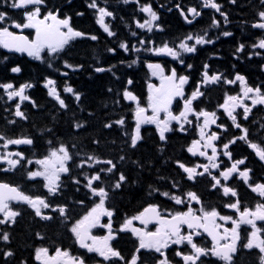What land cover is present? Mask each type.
<instances>
[{"label":"snow or ice","instance_id":"obj_1","mask_svg":"<svg viewBox=\"0 0 264 264\" xmlns=\"http://www.w3.org/2000/svg\"><path fill=\"white\" fill-rule=\"evenodd\" d=\"M133 2V0H122V3L128 4ZM139 4V0H134ZM231 3H235L236 0H230ZM260 3L264 5V0H260ZM0 4H6L11 9L23 10V22H17L12 20L10 23L9 14L6 11H0V48L6 49L9 52L14 53H27L28 56L34 57L35 59H41V53L46 50L49 54L53 56H58L63 53L66 46H68L76 38H84L85 33L75 30L71 26V17L59 18L58 11H47L46 14L42 16V7L45 4V0H0ZM89 8L96 10L98 12L97 23L103 27L104 32L109 36H114L115 33L110 31L109 26L105 24V17H113V12L108 11L105 7H100L97 4V0H90L87 5ZM203 6L205 8L214 9L219 13L224 20V23H228L227 14L221 12V5L216 3L215 0H203ZM178 7V5H177ZM141 12L147 14V19L144 22L136 21V27L139 29H146L147 32H152L155 28L157 31H163V27L157 24L159 16L156 11L153 10L151 4H146L141 6ZM188 12L192 15L193 19L199 16L200 13L195 7L189 8ZM78 15H83V13H78ZM181 15L184 17L185 21L189 24L193 23L192 19H189L187 15L181 11ZM257 22L253 23L251 27L260 30L262 35H264V11H259L257 13ZM7 25V26H5ZM213 27H219L220 21L213 20ZM10 29L19 30V34ZM25 29L34 30L33 38L29 39L27 35L23 34ZM132 36H137V32L133 31ZM223 36H231L232 33L229 31H224ZM92 40H96L97 37L92 35L88 37ZM194 44L189 45L188 41H193ZM151 43V41H149ZM214 40L206 38L205 35L192 36L188 35L185 40L181 41L175 47L169 46L168 43H164L160 47H148L144 50L153 52L156 55H165L178 60L181 64L184 60L181 58L183 54H193L197 51V45L203 46L205 44H213ZM141 46L145 45V40L141 39L139 41ZM121 49L125 52H129L130 49L126 43H121L119 45ZM253 49L264 50V38L258 40V42L251 45ZM245 49V44L241 43L237 49L238 52H243ZM139 52L141 49L136 45H132V49ZM110 52H115V49H109ZM255 55H261L260 51L254 53ZM5 59H7L5 57ZM137 61L133 60L132 64ZM66 68H70L73 71L77 70L72 65L68 64L67 61L64 62ZM52 67L51 64L48 65ZM82 67V66H78ZM131 67V64L129 65ZM191 68V65H187ZM148 68L152 70V75L156 76L160 80V85H149L150 94L148 97L149 103L148 107H141L136 95L132 91L125 90L122 94L123 99L136 102L135 107V129L134 134L130 135V146L135 147L142 139L141 137V125H155L159 132V139L164 141L166 139L165 134L173 131L171 128V123L176 122L180 131H185V124H191L192 121L189 120V115L195 117L196 120H200L203 117V122L199 127V139L192 142L191 146L188 147L187 151L193 156L205 157L208 164H197L195 167H186L183 163H179V167L187 173V179L194 180L197 176H204L207 174L214 181L212 188L220 187L222 188V193L224 196L231 195L232 197H237V192L229 186L221 184V179L223 181H228L233 174H237L240 179H242L246 184L250 180L251 169H245L240 171L239 165L245 164V159H239L234 161L230 167L226 170H221L217 175H213L211 169H219L220 165L217 161V147L214 145V141L219 139V135L215 132L211 135H207L206 129L209 128L210 124H216V113L208 112L206 110H201L197 112L193 108V101L197 100L199 97L203 96L204 93L200 90L201 86H208L210 84L220 83L222 80V75L220 73L209 74L207 64L204 65V71L202 73L203 80L197 84L196 89L190 94V97L185 98L184 86L189 82L188 76H178L175 68L171 69L169 75H165L164 68L160 64H148ZM12 73L19 74L21 68L19 66H14L10 69ZM96 72L106 71L103 67H97ZM111 71V69H107ZM67 75V72L63 73ZM237 81L241 82L244 87L242 88V98L238 96H228L221 107L225 109L227 116L231 118L234 122L235 127L241 129L242 126L236 123L237 117L233 115L236 108H242L243 114L242 118L244 120L248 119V114L251 108L244 103L245 100H251V107L257 105H264V93H262L261 87L247 86L246 78L236 73L234 79L224 78L223 82L227 84H234ZM55 81L48 78L46 79L45 87L48 88V95L54 98L61 109H66L67 105L65 100L61 98L60 94L55 87ZM128 85L132 84L131 79L127 81ZM33 85L24 84L18 89L13 83H0V89H3L6 93L8 100H13L19 98L21 102L28 101L30 97L25 94L27 88H31ZM63 91L65 93H72L76 101L80 100V94L74 92L72 87H64ZM108 91H112L108 89ZM250 94H253L250 96ZM183 100V110L179 114H173L171 111V105L176 98ZM149 109L152 115H147ZM160 113L165 114V119H160ZM14 115L18 118L26 119L23 111L20 110V104L15 106ZM10 123H15V121H10ZM114 123L118 125H123L125 123L124 119L121 118ZM76 128L83 127V124L77 123ZM105 127L111 128L112 124H106ZM220 127H224L221 125ZM264 128V125L260 126ZM227 130L226 128L224 129ZM243 135L233 139L230 143H236L237 139L246 140L248 135V129L243 128ZM207 139L205 140V136ZM0 140H4L3 147L8 148L10 145H31L33 143L30 138H16V139H4L0 136ZM201 141H205L201 145ZM51 143V141H49ZM73 147H75L73 145ZM203 147L205 150H200ZM249 147L255 150L256 155L260 160L264 161V149L258 147L256 143H249ZM207 149H211V155H208ZM223 155L229 160L232 159L231 152L228 151L229 143L223 144ZM16 157V158H13ZM73 159L70 154L69 148L65 145H60L59 147L53 149L50 155L44 159L36 160L35 163L40 165V169L35 171H30L27 173L28 179L35 180L36 178H42L44 187L47 188L50 195H56L60 188V176L61 174H68L70 169L68 167V162ZM121 160L125 157L121 156ZM25 161L27 164H32L33 161L26 160L22 152H8L0 154V164H7V168H0V171H13L21 162ZM92 161V163H89ZM85 164L89 168H95L97 165L106 164L109 165L107 168H99L91 176L85 172L84 179L86 180L85 187L90 189L91 194L99 198V203L91 209V211L83 216L82 219L76 221L70 228V232L75 236L79 246L85 249L87 253L97 254L99 257L103 258V261H114L120 260L125 261V257L122 256L119 250L114 249L111 246V241L117 239V234L112 231L111 217L113 215L112 211L105 208V200L109 195V191L105 187L99 186L103 183L102 174L112 173L116 168V164L112 160H101L94 156H87V158L76 165L77 168L83 169ZM198 168H202V171H197ZM126 181V177L123 173L119 174L117 182L112 185L113 189H120L122 184ZM94 182L97 184L94 187ZM75 183L79 184L80 180L76 179ZM251 190L256 193L259 197L264 198V183H257L254 186L249 184ZM164 196H169L168 192L162 193ZM186 198L178 195H171L172 199L177 205L187 203L189 206L187 211L176 212L171 214L170 218H163L160 211L156 206H149L144 209L139 215L134 216L126 220V222L118 229V232H130L132 235L138 238V247L135 253L131 257L130 261H125V264H140L141 257L139 255L141 250H154L155 253L160 254V259L157 264H170L167 256L162 249H167L170 245H187L189 246V251L183 252L177 250L175 255L180 257L182 264H203V258L215 257L217 260L223 262V264H234V258L238 252V242L240 239L239 229L242 224L250 225L252 231L246 243L241 247L243 249L252 250L253 248L258 249L260 255L259 264H264V239L259 238V233L262 229L256 226V221H264V203L258 204L255 210L240 209V201L237 198L235 202L225 204L226 208L235 210L239 214L237 219L232 216L221 215L216 209L205 210L203 207L200 208V215H197L196 211L191 207V202L195 201L200 203V198L195 192H187ZM47 198H42L40 196L32 197L30 195L24 194L16 186H11L8 183L0 182V214H3V218L0 219V225H6L15 223L16 217L20 216V210H13L10 207L12 202L17 204H24L29 206L34 210L35 216L41 217L44 220L51 219L49 215H42L41 209H52V211L59 210L61 216L65 215L64 207H53L50 203L46 202ZM101 216H107L109 218V223L107 225H100ZM217 220L223 221L224 224L217 223ZM134 221H139L144 228H137L133 226ZM155 222L158 227L154 232L145 231L149 223ZM231 223L233 226L231 228L226 227L227 223ZM186 225L189 229L187 234L182 232V226ZM101 226L108 228V234L103 237L93 236L91 234V229ZM203 233H207L211 237L213 243L210 248L198 246L194 242V236H200ZM43 238V237H41ZM0 240L3 242H10L9 234L6 231L0 232ZM223 241V243H221ZM4 259L7 261L9 257H13L14 253L11 250L3 252ZM62 258H68L64 264H86L85 259L82 257H70L69 252L66 250L57 249L55 256L50 257L48 255L47 248H39L35 253V259L40 261L43 260V264H60ZM23 264V262H22Z\"/></svg>","mask_w":264,"mask_h":264},{"label":"flooded vegetation","instance_id":"obj_2","mask_svg":"<svg viewBox=\"0 0 264 264\" xmlns=\"http://www.w3.org/2000/svg\"><path fill=\"white\" fill-rule=\"evenodd\" d=\"M216 3L221 5V12L227 14L228 23L225 24L223 17L217 13L214 9L205 8L203 6V0H184L183 1V10H185V14L189 19L193 20V23L189 24L184 23L185 30L192 36L205 35L206 38L212 39L215 41L213 44H205L203 46L197 45V51L193 54H185L184 63H178L171 61L168 64V74H170L171 69L175 68L178 76H188L189 82L184 86L185 98L190 97V94L193 90L196 89L198 83L203 80V71L204 65L207 64L209 66L208 71L209 74L220 73L222 75V80L217 84H210L208 86H201L200 90L204 93L203 96L199 97L197 100L193 101V108L199 112L201 110H206L210 113H216V124H210L209 128L206 129L207 135H211V133L215 132L219 135V139L214 141V145L217 147V163L220 165L219 169H211L213 175H217L219 171L226 170L227 167H230L231 164L239 159H245V164L239 165L240 171L245 169H251L250 172V180L246 184L242 179L239 178L238 173L233 174V176L228 181H223L221 179V184L232 187L237 192V197L224 196L222 193V188H212V184L214 181L211 180L207 174L204 176H197L194 180L187 179V173L183 171L179 167V163H183L186 167H195L197 164L203 165L208 164V161L205 157L193 156L191 153L187 151L188 147L191 146L192 142L196 139H199V125L203 122V117L200 120H196L194 116L189 115V120L192 121L191 124H185V131H180L176 122L171 123V128L173 131L165 134L166 139L161 141L159 139V132L155 125H141V137L142 139L138 141L135 147L148 146L149 141H145L149 133L154 134L159 139V144L163 147V149H169L172 145V141L176 138H182L184 140L182 150L178 157V162L176 167L180 170L181 175L183 177L182 181L185 184H190L193 187L191 192H195L197 196L200 198V203L191 202V207L194 211H196L197 215H200V208L203 207L205 210L216 209L221 215L232 216L234 219H237L239 214L235 212L233 209H229L225 207V204L235 202L238 198L240 201V209L243 211L244 209L255 210L258 204L264 203V198L259 197L256 193H254L249 184L255 185L257 183H264V161L260 160L256 155L255 150L249 147V143H256L258 147L264 149V134H260V132L264 133V128H261V125H264V105H257L255 107H251V100H245L244 103L247 104L251 111L248 114V119L244 120L242 118L243 109L236 108L233 112V115L237 117L236 123H239L242 128L238 129L235 127L234 122L230 117L227 116L225 109L221 107L228 96H238L242 98V88L244 85L241 82L237 81L234 84H227L223 82L224 78L234 79L235 74L239 73L246 78L247 86L261 87L262 93H264V50L253 49L251 45L258 42L259 39L264 38L260 30H257L251 25L257 22V13L259 11H264V5L260 3V0H236L233 4L230 0H215ZM142 5H138L135 8L136 15L133 17V12L129 14H125L124 16L121 14L122 18L120 21H116L113 17H106V25L109 26L110 31L114 32V36H109L106 32L101 31L105 34L102 37L110 42L109 39H119L121 43H126L130 49L129 52H125L123 49L119 47V44L114 46L109 43V46L105 44V48L115 49L116 51L110 52L109 49L107 51V56H112L117 53L118 57L114 59L116 61H125L129 62L131 66H137L142 63L143 59V46L139 44L141 39L144 40L143 29H139L136 27V21L143 22V13L140 8ZM195 7L197 11L200 13L199 16L193 19L192 15L188 12L189 8ZM115 17V16H114ZM220 21L219 27H213V20ZM96 21V19H95ZM71 23V21H70ZM79 25L82 23L79 21ZM84 26L90 27L88 23H84ZM71 26L73 24L71 23ZM135 31L137 32V36H132L131 33ZM224 31H229L232 33L231 36L225 37L222 35ZM170 34H175L174 31L169 30ZM166 32H160V41L161 45L164 43H168L169 46L175 47L176 45H172L173 41L167 40L165 38ZM75 41L82 40L81 38L74 39ZM90 40V39H89ZM91 42V41H90ZM97 42H100L98 39ZM95 43V42H91ZM189 43V41H188ZM243 43L245 44V49L243 52H238L237 49L239 45ZM191 44H194V41H191ZM132 45H136L141 50L139 52L131 50ZM260 51L261 55L257 56L254 53ZM188 55V56H187ZM109 59L108 61H110ZM136 60L135 64H132V61ZM108 61L104 62L106 64ZM187 65H191V68H188ZM166 68V67H165ZM164 68V72H165ZM132 69L138 70L139 67H132ZM166 75V72H165ZM160 85V80L156 77L150 80L149 85ZM148 94H150V90L148 87ZM253 94H250V96ZM5 96H7L5 94ZM149 100L147 98L146 103H139L141 107H148ZM183 110V100L179 97L176 98L172 105L171 111L173 114H179L180 111ZM147 115L151 116L152 112L149 109ZM135 118V115H133ZM160 119H165V114L162 113L160 115ZM136 121H134V124ZM223 125L224 127H220ZM227 129L226 131L224 129ZM243 128L248 129V135L246 140L237 139L236 143H230L231 140L243 135ZM135 129V127H134ZM134 134V131L133 133ZM207 135L205 136V140L207 139ZM4 139H11L8 137H4ZM205 141H201V145L204 144ZM4 140H0V154L8 153V152H22L23 154L27 153V160H31L32 156V145H10L8 148H4L2 145ZM229 143L228 151L231 152L232 159L229 160L227 157L223 155V144ZM125 147V146H124ZM201 147L200 150H202ZM208 155H211V149L206 150ZM25 157V155H24ZM16 158V157H13ZM24 165V169L28 172L33 171L34 162L32 164H27L25 161L21 162V165ZM21 165H18L13 171H0V182L8 183L13 186V179L17 176L20 179L21 173L18 172ZM0 168H7V164H0ZM202 168H198V172L202 171ZM27 172V173H28ZM27 173L24 174L27 181H29V186L32 188H27L24 194L30 195L32 197L40 196L42 198H47L48 203H50L53 207H57L58 205H54L52 202L57 200V203H61L70 201L76 203V207H85L84 211H78L74 213L71 218V222L64 220L66 223L73 224L82 219L83 216L87 215L93 207H95L99 198L95 197L91 194L90 189L83 188L81 189L80 183L75 184L76 189L72 196H64L63 188L59 189L56 195H50L48 190L44 187L42 180L36 178L35 180L28 179ZM103 175V174H102ZM22 176V175H21ZM105 179L107 181V187L105 188L109 191V195L105 200V208L109 211L113 212L111 217L112 231L117 234V239L112 240L111 246L119 250L123 257H125V261H130L131 257L135 253L136 248L138 247V238L132 235L130 232H118V229L126 222V220H117L115 217V211H113L111 202V195L117 191H121L122 189H113L112 183L113 174L105 173ZM65 176L62 175V180ZM80 177L79 174L76 175V179ZM117 177V176H116ZM41 181V182H40ZM37 182H40V188H35ZM126 181L122 184L124 185ZM94 187L97 186L94 182ZM155 193V198L151 200V203L147 205L144 209L149 206H156L161 213L163 218H170L171 214H175L176 212H184L187 211L188 204L177 205L172 199H170L171 195H176V189L173 184L167 185V188L163 187L161 189H157L153 191ZM168 192L169 196H164L162 193ZM189 192V191H188ZM187 192H184L182 197L186 198ZM178 195V194H177ZM179 196V195H178ZM10 207L13 210H20V216L16 217L15 223L9 222V224L2 225L8 226L10 229H13L22 219H32L34 221H44L41 217L35 216L34 210L29 206L24 204H17L12 202ZM142 210V212L144 211ZM42 215H49L53 220L56 219V224L63 222L59 220L61 218L59 216L58 207L57 211H52V209H41ZM48 213V214H47ZM100 225H107L109 223V218L107 216H101ZM3 218V214H0V219ZM123 218V217H121ZM63 219V218H61ZM49 220V219H48ZM217 223L224 224L223 221L217 220ZM133 226L137 228H144L143 225L139 223V221H134ZM228 228H231L233 225L229 222L225 225ZM256 226L262 231L258 234L260 239H264V221H256ZM158 225L153 222L149 223L145 231L154 232ZM107 227L97 226L91 229V234L97 237H103L108 234ZM239 231V242H238V252L236 257L234 258V264H259L260 253L258 249L253 248L252 250L243 249L241 246L246 243L247 239L250 236L252 228L250 225L242 224ZM182 232L187 234L189 229L186 225L182 226ZM202 232V230H201ZM73 236V244H67L61 250H66L69 252L70 257H82L85 259L86 264H125V261H120L114 259V261H103V258L99 257L94 253H87L85 249H82L75 236ZM194 242L198 246L208 247L210 248L213 241L207 233H203L200 236H194ZM223 243V241H221ZM177 250L188 252L189 246L185 245H170L167 249H162L165 252L167 259L170 264H182V260L180 257L175 255ZM56 250L52 252H48V255L55 254ZM141 257L140 264H157V261L160 259V254L155 253L154 250H141L139 253ZM68 258H62L60 264H64V262ZM203 260V264H223V262L217 260L215 257H207L201 258ZM38 264H41L38 262ZM199 264V262H198Z\"/></svg>","mask_w":264,"mask_h":264},{"label":"trees","instance_id":"obj_3","mask_svg":"<svg viewBox=\"0 0 264 264\" xmlns=\"http://www.w3.org/2000/svg\"><path fill=\"white\" fill-rule=\"evenodd\" d=\"M158 1L162 2V0ZM167 1L173 2V0ZM45 2L50 6L49 11H58L61 17L70 15L75 18L78 13H83L82 16L90 23L92 29L86 28L88 36L101 37L93 24V12L87 7L90 0H45ZM7 6L0 4V11H4ZM183 26L179 16L174 14L170 26L166 28L183 31ZM77 30L82 31L78 27ZM186 35L180 34L175 39L182 41ZM100 39L102 40V37ZM90 41L95 40L90 39ZM91 42L80 43L57 59L44 58L41 61L8 56L0 48V83H13L17 89L24 84L33 85L25 91L30 99L20 107L26 119L14 115L17 104L15 102L9 104L4 97L3 89H0V136H11V139L26 136L32 139L33 157L36 159L46 157L50 152L49 149H55L60 145L67 146L73 156L69 164L71 175H82L78 177L80 188L85 187L83 177L85 172L91 176L99 168H107L109 165L100 164L95 168H89L85 164V167L80 169L76 167L78 163L84 161L87 156L112 160L116 164L112 172L114 175L112 183L117 182L120 173L126 177V183L121 186L122 190L113 193L110 198L115 218L122 221L139 215L155 198L154 190L167 188V185L173 184L176 195L180 196L184 192L191 191L193 187L182 181L181 172L176 167L184 142L182 138H176L169 149H163L159 139L149 133L145 140L152 143L149 147L130 146V135L135 127L133 115L136 106L135 103L123 99L122 94L127 89L137 96L140 103L146 102L148 74L145 59L147 57L143 58V65L141 63L138 70L129 67L127 62L115 59L103 64V50H98L103 43L97 42L96 45ZM65 61L77 70L66 68ZM49 64L52 67H49ZM14 66L21 68L19 74L10 71ZM97 67H103L106 71L96 72ZM109 68L111 71H107ZM57 71L67 72V75L59 72V75H55ZM48 78L56 82L57 90L67 105L66 109H61L58 102L48 95V89L44 86ZM129 79L132 81V86L127 84ZM66 86L72 87L74 92L80 94L79 101L73 100L72 93L63 91ZM121 118L125 121L123 125L114 123ZM13 120L15 123H10ZM77 123L83 124V127L76 128ZM106 124H112V127H105ZM260 134L264 133L260 132ZM121 156L125 159L121 160ZM104 174L103 183L99 186L108 188ZM75 180L76 178L72 176L65 179L63 185L65 198L74 194L77 188ZM58 206L65 207L67 213L78 212L75 202L63 200ZM69 227V224L65 223L61 227L56 221L43 223L30 218L22 219L13 229L0 228V232H8L10 238V242L0 240V264H22V262L37 264L35 253L39 248H47L52 252L72 243ZM8 250H11L14 256L6 261L3 252Z\"/></svg>","mask_w":264,"mask_h":264},{"label":"rangeland","instance_id":"obj_4","mask_svg":"<svg viewBox=\"0 0 264 264\" xmlns=\"http://www.w3.org/2000/svg\"><path fill=\"white\" fill-rule=\"evenodd\" d=\"M146 5V4H145ZM8 8H9V11L7 12L8 14H9V17H10V21H9V23L12 21V20H14V21H17V22H23V15H22V11L23 10H18V9H13V11L11 12V8L10 7H7V9L6 10H8ZM154 10V9H153ZM155 11V10H154ZM143 13V12H142ZM42 16H43V14H42ZM148 17H147V14H145V13H143V22H144V20L145 19H147ZM157 23V22H156ZM100 25V24H99ZM5 26H7V25H5ZM101 26V25H100ZM102 27V26H101ZM10 30H12V31H15V32H19V30H16V29H10ZM143 30H145L146 31V29H143ZM154 30H155V28H154ZM153 30V31H154ZM25 32H27V33H30V32H32V36H33V34H34V30H32V29H25L24 31H23V33H25ZM194 41V40H193ZM189 45H192L191 44V41H189ZM44 53H47V50L44 52ZM44 53H41V56L44 54ZM156 55V54H155ZM188 55H190V54H188ZM187 55V56H188ZM35 59V58H34ZM173 59V58H172ZM35 60H39V59H35ZM174 60V59H173ZM149 97V96H148ZM162 113H160V115H161ZM203 142V141H202ZM203 145V144H202ZM203 150H205L204 148L202 149V151ZM69 163V162H68ZM40 165H37L36 166V168H33V171H35V170H37V169H40ZM62 175H64V174H61V176H60V181H59V183L61 182V178H62ZM38 179H40V180H42V182H43V184L45 183V181H43V179L42 178H38ZM47 189V188H46ZM194 203H195V201H193ZM99 203V202H98ZM181 206V205H180ZM48 214V213H47ZM102 218V217H101ZM100 218V219H101ZM49 256L50 257H52V256H55V254H53V255H50L49 254ZM41 261V264H43V260H40Z\"/></svg>","mask_w":264,"mask_h":264},{"label":"bare ground","instance_id":"obj_5","mask_svg":"<svg viewBox=\"0 0 264 264\" xmlns=\"http://www.w3.org/2000/svg\"><path fill=\"white\" fill-rule=\"evenodd\" d=\"M155 2L157 3V4H159V5H161V6H165L164 4H165V0H162V2L160 3L158 0H155ZM133 17H135V16H133ZM169 30H171L170 28L167 30V34L165 35V38L167 39V40H170V41H173L174 40V38L176 37V36H178V35H180L183 31H181L180 29H175L174 30V32H175V34H170L169 33ZM173 31V30H172Z\"/></svg>","mask_w":264,"mask_h":264},{"label":"water","instance_id":"obj_6","mask_svg":"<svg viewBox=\"0 0 264 264\" xmlns=\"http://www.w3.org/2000/svg\"><path fill=\"white\" fill-rule=\"evenodd\" d=\"M3 50H4L5 52H7V53L17 54V55H24V56H26V57H30V56L27 55V53H23V54H21V53L9 52V51H7L6 49H3Z\"/></svg>","mask_w":264,"mask_h":264}]
</instances>
